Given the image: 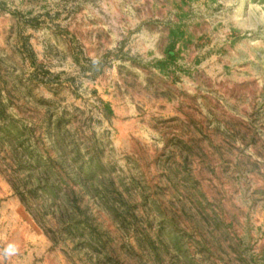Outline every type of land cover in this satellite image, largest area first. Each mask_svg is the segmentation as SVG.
Returning <instances> with one entry per match:
<instances>
[{"label": "rangeland", "instance_id": "rangeland-1", "mask_svg": "<svg viewBox=\"0 0 264 264\" xmlns=\"http://www.w3.org/2000/svg\"><path fill=\"white\" fill-rule=\"evenodd\" d=\"M0 264H264V0H0Z\"/></svg>", "mask_w": 264, "mask_h": 264}, {"label": "clouds", "instance_id": "clouds-1", "mask_svg": "<svg viewBox=\"0 0 264 264\" xmlns=\"http://www.w3.org/2000/svg\"><path fill=\"white\" fill-rule=\"evenodd\" d=\"M12 248H13V246H12V245H9V249L6 250V254H11V251H10V250H11Z\"/></svg>", "mask_w": 264, "mask_h": 264}]
</instances>
